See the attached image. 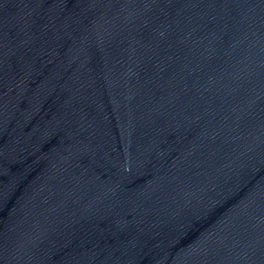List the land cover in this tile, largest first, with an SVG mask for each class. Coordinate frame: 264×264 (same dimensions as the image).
<instances>
[{
  "label": "water",
  "instance_id": "95a60500",
  "mask_svg": "<svg viewBox=\"0 0 264 264\" xmlns=\"http://www.w3.org/2000/svg\"><path fill=\"white\" fill-rule=\"evenodd\" d=\"M0 264H264V0H0Z\"/></svg>",
  "mask_w": 264,
  "mask_h": 264
}]
</instances>
